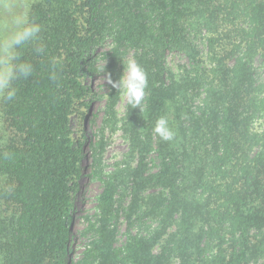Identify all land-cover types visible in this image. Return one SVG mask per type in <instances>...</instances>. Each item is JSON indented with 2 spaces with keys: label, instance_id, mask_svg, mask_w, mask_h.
I'll return each instance as SVG.
<instances>
[{
  "label": "trees",
  "instance_id": "obj_1",
  "mask_svg": "<svg viewBox=\"0 0 264 264\" xmlns=\"http://www.w3.org/2000/svg\"><path fill=\"white\" fill-rule=\"evenodd\" d=\"M22 1L41 31L18 50L32 73L11 101L0 96V200L13 207L0 216V264H264V83L254 66L264 62V0ZM106 38L105 72L117 80L122 51L132 52L148 86L119 120L124 165L105 170V134L90 133L84 174L72 121L90 108L94 48ZM175 52L188 62L179 77L166 65ZM117 92L110 85L114 127ZM162 116L170 141L153 131ZM83 174L101 185L98 218L74 260Z\"/></svg>",
  "mask_w": 264,
  "mask_h": 264
},
{
  "label": "rangeland",
  "instance_id": "obj_2",
  "mask_svg": "<svg viewBox=\"0 0 264 264\" xmlns=\"http://www.w3.org/2000/svg\"><path fill=\"white\" fill-rule=\"evenodd\" d=\"M22 3V0H0V43L5 41L9 35L16 30L17 20L20 17L25 19ZM112 47H114L113 41L110 38H106L102 41V44L94 48L97 54V66L99 69L96 71L92 80L88 81V83L90 82L91 91L85 98V102L90 103V108L87 109L82 105L80 107L81 111L74 116L72 121L73 136L80 141H85L83 138L90 133L94 135H100L101 133L105 134L106 149L103 153V164L107 171L114 170L120 165L123 166L124 155L127 152V145L119 127L121 124L119 120L124 114L126 103L120 91L117 92L114 106L117 117L115 127L108 121V112L106 109L109 105L110 85L107 83L105 77V74L108 73H106L103 68L108 61L109 54L112 52ZM119 59L120 63L117 67L118 78L122 74L123 65H125L129 59H133L132 52L122 51ZM166 63L175 76L179 77L187 68L188 62L183 54L175 52L167 54ZM254 66L256 68L257 78L261 77L260 79L264 83V62L256 59ZM102 69L104 71H102ZM83 112H86V117H89L88 119H83L81 117ZM92 152L94 151L86 147L85 141V149L83 150V173L87 172L85 165L89 163L88 158L92 155ZM84 174L78 181L80 187L75 201V208L79 209L73 213L72 228L75 232V237L73 238V251L71 257H73L74 260H77L81 256L85 246L93 239V234L90 232L89 228H87L88 221L95 222L98 218L95 197L99 194L101 185L97 179L88 177ZM12 209L13 207L10 204H6L0 200V216L10 213ZM118 222L120 228V234L118 236L122 239L123 236L121 233L125 228L123 216L119 215Z\"/></svg>",
  "mask_w": 264,
  "mask_h": 264
},
{
  "label": "clouds",
  "instance_id": "obj_3",
  "mask_svg": "<svg viewBox=\"0 0 264 264\" xmlns=\"http://www.w3.org/2000/svg\"><path fill=\"white\" fill-rule=\"evenodd\" d=\"M40 31L39 24L20 17L16 30L0 43V96L8 101L16 95L14 82L32 73V65L20 61L18 50L34 41ZM105 77L109 85L122 93L128 105L140 108L148 79L144 68L135 59H129L123 65L122 74L117 80H113L110 74H105ZM153 131L164 141H170L174 137L168 119L163 116L156 120Z\"/></svg>",
  "mask_w": 264,
  "mask_h": 264
}]
</instances>
